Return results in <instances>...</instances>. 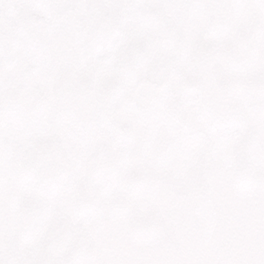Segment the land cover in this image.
<instances>
[{
    "label": "snow or ice",
    "instance_id": "snow-or-ice-1",
    "mask_svg": "<svg viewBox=\"0 0 264 264\" xmlns=\"http://www.w3.org/2000/svg\"><path fill=\"white\" fill-rule=\"evenodd\" d=\"M0 264H264V0H0Z\"/></svg>",
    "mask_w": 264,
    "mask_h": 264
}]
</instances>
